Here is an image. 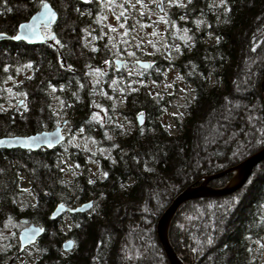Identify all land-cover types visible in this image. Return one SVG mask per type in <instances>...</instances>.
Listing matches in <instances>:
<instances>
[{"label":"trees","instance_id":"1","mask_svg":"<svg viewBox=\"0 0 264 264\" xmlns=\"http://www.w3.org/2000/svg\"><path fill=\"white\" fill-rule=\"evenodd\" d=\"M47 1L59 14L52 26L58 46L0 44V137L34 134L66 120L67 140L93 142L96 149L0 150V264L15 257L17 246L6 235L23 219L45 229L34 264H169L156 236L163 211L203 177L264 147V0H226L227 12L208 8L219 0H181L183 7L165 9L166 43L192 85V99L174 115L173 127L163 122L173 97L149 83L171 63L141 50L138 58L155 60L149 70L96 78L115 56L98 24L105 10L92 2ZM40 4L3 0L0 32L14 35ZM145 5L147 11L155 7ZM88 22L97 25L88 30ZM118 23L131 29L126 14ZM255 179L246 199L236 190L180 206L168 239L184 264H264L255 247L264 239V171ZM89 200L94 208L71 214L67 229L50 218L58 203L74 207ZM67 239L75 243L70 252L61 247Z\"/></svg>","mask_w":264,"mask_h":264},{"label":"water","instance_id":"2","mask_svg":"<svg viewBox=\"0 0 264 264\" xmlns=\"http://www.w3.org/2000/svg\"><path fill=\"white\" fill-rule=\"evenodd\" d=\"M80 1L83 2V0ZM44 4L47 5V8L40 4L38 10L28 20L21 22L18 25L17 32L14 35L0 32L6 34L4 37H0V44L6 42H23L27 45H40L48 42L53 43L55 35L52 34L50 39H48L44 34V29L51 28L53 25H55L58 21L59 14L51 2L44 1ZM13 36H17L19 38L13 39ZM114 64L120 68L124 64V61L116 59ZM135 64L139 68L146 70L151 67L152 62L146 59H137ZM262 90L264 112V78L262 82ZM23 104L24 100H21L19 105L22 106ZM136 122L139 127H142L145 124V113L143 111H140L136 114ZM66 125L67 122L63 121L53 130H44L29 135L1 136L0 150H52L59 147L60 144L64 142L65 135L63 133V129ZM262 162H264V147L254 152L249 157L244 159L240 164L234 167L225 169L210 176L203 177L200 184L186 188L175 197L170 205L163 211L156 224L157 239L169 264H184V262L178 257L175 249L172 247L168 239L169 224L180 206L187 201L194 199L221 197L233 193L248 181L253 173V170L257 168ZM236 170L240 172L241 176L238 181L233 182V177ZM229 174L232 175V179L228 185L220 187L213 186L214 180ZM93 207V200L77 204L74 207L65 205L63 203H58L53 208L50 218L52 220H57L66 213H87L88 211L92 210ZM22 223L26 224V226L23 227L18 234L19 253H22L28 247L37 244L38 240L45 232L43 227L31 223L28 219L22 220ZM61 247L64 252H70L75 247V243L72 239H67L62 242ZM6 264H11V261Z\"/></svg>","mask_w":264,"mask_h":264},{"label":"rangeland","instance_id":"3","mask_svg":"<svg viewBox=\"0 0 264 264\" xmlns=\"http://www.w3.org/2000/svg\"><path fill=\"white\" fill-rule=\"evenodd\" d=\"M143 3L146 5L154 3L155 7L152 8V10L147 11L146 8L145 10L143 9ZM157 3L161 4L163 11H161L160 8H157ZM129 5L132 7H129ZM124 7H126V9ZM102 8L105 10V13L104 15L100 14V31L104 36L109 38L110 48L115 52V55L135 60L139 59L137 57V51L142 50L151 54H158L157 58L160 59L166 58L168 61L175 60L176 55L173 54V57L172 55L167 57L165 54V51L169 49L166 43L164 28L166 23L165 9L170 8L166 0H164V2H161V0H142V5L137 4L136 0H127V2L118 0L113 1L111 5H109L107 0H105ZM121 13H123V15L126 14V17L129 18L131 22V29L125 30L124 27H121V25L118 23L119 16H122ZM143 13H147L148 15L145 22H142L140 19L143 17ZM125 68L127 72L131 74L140 75V68L136 66L135 62H130V64ZM149 83L151 84L150 86L152 89L161 93V95L173 97L170 102V107L166 108V112L163 117V122L173 127L174 115H181L186 109L185 107L187 101L192 99V85L187 83L185 78L176 69L173 63L168 65L159 80L152 79ZM72 146H78L81 149H96L93 142L80 140L73 136H71V138L66 141L62 147L64 151H66L70 150ZM66 163V165H68V162ZM263 171L264 162L254 170L252 176L241 188L238 189V192L236 191L238 198L243 200L249 197V191L254 186V182L256 180L255 178H258V176H260ZM24 226L25 224L22 222L12 223L7 232L6 238H12V244L17 246V253L14 257L16 264H34L39 258L40 250L37 246L38 243L27 248L22 253H19L18 251V234ZM15 227L19 230L17 235L14 231ZM148 240H150V237ZM152 245L153 243H151L150 252L152 256L156 258L159 252L157 248ZM258 250L261 253L264 252V239L257 243V251ZM262 255L264 256L263 253Z\"/></svg>","mask_w":264,"mask_h":264},{"label":"flooded vegetation","instance_id":"4","mask_svg":"<svg viewBox=\"0 0 264 264\" xmlns=\"http://www.w3.org/2000/svg\"><path fill=\"white\" fill-rule=\"evenodd\" d=\"M80 1V0H79ZM82 2V1H81ZM94 3L95 4V6H97V8H102V5L100 4V3H98L97 2V0H89V2H88V4L89 3ZM82 3H84V2H82ZM85 4H87V3H85ZM102 15H104V13H102ZM100 20V19H99ZM98 24L100 25V22H98ZM97 24L96 23H92V22H88L87 24H86V29H88V30H91L92 29V26L94 27V26H96ZM44 34H45V36L48 38V39H50V37H51V35L52 34H54L55 35V38H54V40H53V43H51V44H54V45H56V46H58L56 43H55V41H56V39H57V37H56V34L53 32V27H51V28H48V29H45L44 30ZM89 35H90V32H89ZM49 43V42H48ZM165 54H166V56L167 57H169L170 55H172V57H173V53H171L170 52V50L168 49L167 51H165ZM116 59H119V60H123L124 61V64L120 67V68H118V66H115V60ZM140 59V58H139ZM163 59H165L164 61L165 62H170V63H173V65H174V61H168L166 58H163ZM136 60V59H135ZM135 60H131V59H129V58H123V57H121V56H119V55H115V57H112V59H111V61H110V63L108 64V66H106V64H102L101 66H100V70H99V72L98 73H96V74H94V77H98V78H104V76L105 75H108V74H111V75H119V74H123L125 71H127L126 70V66L127 65H129L130 64V62L131 63H134L135 62ZM152 61V65L153 64H155V60H151ZM63 65L65 66V63L63 62ZM151 65V66H152ZM176 67V66H175ZM151 68V67H150ZM176 69H177V67H176ZM178 70V69H177ZM179 71V70H178ZM63 121H66V120H63ZM63 121H60V122H58L56 125H55V127L57 126V125H59L61 122H63ZM67 122V125L66 126H64V129H63V133H64V135H65V142L66 141H68L67 140V137H68V135H70V133H71V126H70V124L68 123V121H66ZM54 127V128H55ZM54 128H52V129H48V130H53ZM69 131V132H68ZM64 142V143H65ZM63 143V144H64ZM63 144H62V146H63ZM255 170V169H254ZM254 170H253V172H254ZM253 174V173H252ZM252 176V175H251ZM71 217H70V215L69 214H65L63 217H61L60 219H59V222L62 224V226L63 227H65L66 229L67 228H69V225H71L70 223H71ZM256 250H257V244H256ZM261 249V248H260ZM258 253H260L259 255L260 256H262V253L264 254V252H259V250H258Z\"/></svg>","mask_w":264,"mask_h":264},{"label":"snow or ice","instance_id":"5","mask_svg":"<svg viewBox=\"0 0 264 264\" xmlns=\"http://www.w3.org/2000/svg\"><path fill=\"white\" fill-rule=\"evenodd\" d=\"M84 3H88L89 0H83ZM98 3H100L101 5H103L105 3V0H97ZM107 2L109 3V5H111L112 0H107ZM125 2H127V0H125ZM161 2H164V0H161ZM166 2L169 4V6H175V7H183V4L181 3V0H166ZM0 3H3V0H0ZM137 4H141L142 5V0H136ZM187 3H191V0H187ZM41 4L47 8V5L44 4V0H41ZM157 8H160L161 11H163V8L161 7L160 3H157ZM221 7L223 6L224 11L227 12L228 8L226 6V0H219L218 4L213 5L212 3L208 4V8L211 9L213 7ZM129 7H132L131 5H129ZM82 14V13H81ZM121 15H123V13H121ZM181 19H186L187 17L185 16H181ZM196 23H199V21H196ZM22 27V26H21ZM121 27H123V25H121ZM173 27H175V25H173ZM6 34L5 33H0V37H4ZM13 39H18L19 37L17 36H13ZM54 38V37H53ZM105 64L108 63V61H104ZM5 71H7V67H5ZM8 91H11V89H9ZM53 91H55V89H53ZM103 175H107V173H104ZM89 183H92V181L90 180ZM257 243H259V241H257Z\"/></svg>","mask_w":264,"mask_h":264},{"label":"bare ground","instance_id":"6","mask_svg":"<svg viewBox=\"0 0 264 264\" xmlns=\"http://www.w3.org/2000/svg\"><path fill=\"white\" fill-rule=\"evenodd\" d=\"M240 172H238V170L235 171V175L233 177V182H236L240 179Z\"/></svg>","mask_w":264,"mask_h":264}]
</instances>
